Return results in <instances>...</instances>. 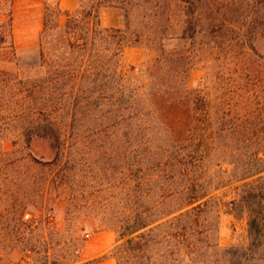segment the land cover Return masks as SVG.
<instances>
[{"label": "rangeland", "instance_id": "rangeland-1", "mask_svg": "<svg viewBox=\"0 0 264 264\" xmlns=\"http://www.w3.org/2000/svg\"><path fill=\"white\" fill-rule=\"evenodd\" d=\"M84 1L90 7L97 0ZM132 1L143 8L127 15L103 7L98 15L102 27L125 31L126 48L118 71L143 87V106L153 110L147 130L154 145L164 153L197 138L194 144H200L198 151L206 157L199 177L208 181L224 177L228 182L205 200L198 249L191 250L193 234L186 242L150 244L137 258L128 249L129 238L148 231L123 237L136 215L153 203V193L151 200H145L150 191L141 183L154 175V160H144L142 149L134 144L141 131L126 134L119 127L103 129L102 120L93 123L95 117L116 114L118 104L112 107L114 113L105 104L57 109L58 117L89 122L74 129L70 160L62 170L32 159L44 161L41 154L47 146L26 145L22 134L31 117H40L39 100L23 105L22 95L57 71L55 65L49 71L41 66L40 52L44 48L52 60L66 56L69 18L54 15L44 39L42 31L28 44H17L10 17L13 0H0V264H80L85 241L103 232L115 235L109 254L117 264L119 258L123 264H264V237L252 246L245 209L239 203L228 204L238 202L244 183L257 178L238 182L233 180V169L252 164L254 152L264 157V36L254 41L255 51L247 38L256 21L264 23V0L261 4V0ZM57 2L45 0L52 9ZM258 4L262 11L257 15L253 10ZM148 7L159 12L149 16ZM165 8L168 15L161 13ZM77 10L71 13L78 15ZM185 12L196 13L189 16L191 23H184ZM77 19L86 21L81 15ZM78 88H74L78 97H92L77 93ZM111 91L107 94L119 103L123 97L118 86ZM197 100L206 110L195 113ZM17 113L20 119L12 121ZM262 185L248 189L257 195L256 187ZM251 203L256 204L254 198ZM167 232L165 227L161 235ZM236 249H249V259L233 258Z\"/></svg>", "mask_w": 264, "mask_h": 264}, {"label": "trees", "instance_id": "trees-1", "mask_svg": "<svg viewBox=\"0 0 264 264\" xmlns=\"http://www.w3.org/2000/svg\"><path fill=\"white\" fill-rule=\"evenodd\" d=\"M259 3L261 4L262 0ZM260 4L254 8V14L258 15L262 11ZM103 7L121 9L127 15L133 9L143 8L139 4L134 5L132 0H97L90 7L84 0H80L76 14L81 15L86 21H79L78 15L62 11L59 1L53 9L46 7L43 39L50 29V17L55 15L60 19L63 15H67L69 18L65 27L66 33L69 35L66 56L52 60L49 57L50 53L47 54L44 48L41 49V66L49 71L55 65L57 71L52 77L40 79L38 84L32 85V89L26 91L27 95H22L21 104L23 105L31 103V99L39 100L37 111L40 115L38 118L31 117L29 119V125L22 135L28 148H31L36 142L45 143L47 150L41 154L44 161H39L33 156L32 159L44 167H53L58 170L70 160V140L74 136V129L89 121L76 116L58 117L55 115V111L57 109L74 110L82 105L87 108H99L105 104L110 106L109 112L114 113L112 107L118 104V112L113 114L114 116L109 115L108 118L98 116L93 118V123L96 124L102 120L100 123L104 125L100 124L99 126L103 129L119 127L126 134L130 133L132 129L141 131L138 133L141 139L134 144L139 145L142 149L141 156L145 157L144 160H154L151 164L154 175L141 183L150 191L147 192L145 200H151L150 195L153 193V203L136 215L133 225L126 230V233H123V237L131 236L144 229H148V231L129 238L126 242L128 249L132 252V256L137 258L139 253L149 249L150 244L159 245L164 240L170 244L173 240L186 242L187 236L193 234L190 236L194 238L190 243L193 247L191 250H197L203 235V231L200 230V221L204 212L205 200L214 191L226 186L228 182L224 177L219 181H208L204 177H199L198 173L206 157L200 155V149L198 151L200 144H194L198 140L197 138H191L187 146L177 147L174 151L166 150L164 153L160 152L161 147L157 148L154 145V139L147 130L151 126L147 118L153 110L145 109L143 106L141 100L143 87L138 86L137 82L133 83L134 81L125 79L118 71L120 57L126 48L125 31L102 27L98 11ZM145 10L149 16L154 10L159 12L156 7H148ZM168 12L169 9L166 8L161 11L167 15ZM12 15L11 11V20ZM185 16L188 19L184 23H191V19H189L191 14L185 12ZM195 16L196 13H192L191 17ZM258 35L264 36V23L256 21L247 35L253 51H255L254 41ZM56 85L60 86V91ZM77 85L79 86L78 91H80L77 93L92 94V97L87 99L78 97L76 92L74 93V88ZM116 85L123 97L119 103L114 102L113 96L107 94L108 91L112 93L111 90L115 89ZM50 86H54L52 90L49 89ZM55 88L56 90H54ZM205 108L206 105L203 104V101L197 100L194 111L198 113L206 110ZM20 117L17 113L12 117V121H16ZM105 122H107L106 125ZM186 149L187 153L184 154ZM259 154L260 151L254 152L252 164L233 169V180L238 182L253 177L257 178L251 183H244V195L238 202L236 200L228 202L231 206H236L239 203L245 209L249 219L252 246L260 243L264 237V175L260 176L264 173V157H260ZM260 183L263 185L256 187L257 195L256 191L248 189V187L254 184L260 185ZM251 198L255 200V207L251 203ZM165 227L168 228V232L166 235H161ZM240 250H234L232 257L247 261L250 257L249 249H242V252ZM250 252L251 255L254 253L252 249ZM119 264H123L121 258H119Z\"/></svg>", "mask_w": 264, "mask_h": 264}, {"label": "crops", "instance_id": "crops-1", "mask_svg": "<svg viewBox=\"0 0 264 264\" xmlns=\"http://www.w3.org/2000/svg\"><path fill=\"white\" fill-rule=\"evenodd\" d=\"M62 11L73 12L80 0H58ZM45 0H13V36L17 44H28L39 37L45 25ZM20 45V46H21ZM115 235L103 232L85 241L80 264H117L109 251L115 245Z\"/></svg>", "mask_w": 264, "mask_h": 264}]
</instances>
